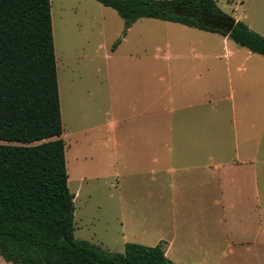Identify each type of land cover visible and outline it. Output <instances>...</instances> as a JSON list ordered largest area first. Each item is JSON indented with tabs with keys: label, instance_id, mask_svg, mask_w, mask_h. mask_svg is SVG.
Here are the masks:
<instances>
[{
	"label": "rangeland",
	"instance_id": "obj_1",
	"mask_svg": "<svg viewBox=\"0 0 264 264\" xmlns=\"http://www.w3.org/2000/svg\"><path fill=\"white\" fill-rule=\"evenodd\" d=\"M215 1L264 36V0ZM50 4L74 236L109 252H123L126 242L163 244L159 238L167 235L180 243L198 239V246L208 235L222 248L226 207L217 186L223 166L233 167L245 147L252 161L242 166L257 170L264 199V56L218 32L156 18L141 17L124 33L116 10L97 0ZM143 135L145 157L138 159ZM202 135L218 143L221 158L181 159L180 144L172 142L174 152L163 149L154 160L156 136ZM201 164L211 171L203 206L154 189L158 183L176 187L187 173L194 180L197 169H183ZM0 264L13 263L0 256Z\"/></svg>",
	"mask_w": 264,
	"mask_h": 264
},
{
	"label": "trees",
	"instance_id": "obj_2",
	"mask_svg": "<svg viewBox=\"0 0 264 264\" xmlns=\"http://www.w3.org/2000/svg\"><path fill=\"white\" fill-rule=\"evenodd\" d=\"M97 1L116 10L124 33L156 18L218 32L264 56V36L215 0ZM62 132L50 0H0V256L13 264H171L163 244L126 242L109 252L74 236Z\"/></svg>",
	"mask_w": 264,
	"mask_h": 264
},
{
	"label": "crops",
	"instance_id": "obj_3",
	"mask_svg": "<svg viewBox=\"0 0 264 264\" xmlns=\"http://www.w3.org/2000/svg\"><path fill=\"white\" fill-rule=\"evenodd\" d=\"M223 37L224 41L229 38L227 36ZM206 70L208 71V69ZM139 87H142L141 94H145L144 81H141V84L139 83ZM138 95L140 94L138 93ZM141 101L142 103L139 106L144 111L146 103L145 95H142ZM187 108L189 107H181L180 110ZM141 117L142 120L139 119L138 128L139 130L141 128L143 131L146 127L145 114L143 113ZM202 124H204V121ZM161 125L162 122L157 121L154 127L159 128ZM173 125L172 123V127ZM172 142L180 144V147L176 150V157L181 159L190 158L211 161L223 156L219 145L217 146L218 143L214 142L213 145L211 139L206 135H202V137L187 136L176 139L173 137L161 138L156 136L154 139V160H161L160 158L163 155L160 152L163 149H167L170 154L173 153L175 149L169 146ZM146 143L147 139L145 135L138 137V159H144ZM250 152L251 149L245 147L243 156L235 159L233 167H228L227 171H225L226 166H223V169H221V179L217 190L220 194L219 199L223 200L226 207L221 235L222 239L226 238V241H228L227 247L225 246L226 241H224L223 247L217 248L214 239L208 235L202 239L199 246L197 245L199 243L198 239H193L192 241L189 239L180 243L177 238H172L168 235L161 236L159 242H163L165 254L168 258L171 256L177 257L182 264H264V199L259 194L257 170L251 164L248 167L242 166L244 163L252 161ZM239 162L241 165L238 167L237 164ZM194 169H197L194 174V180L190 173H187V177L181 178L176 187L171 183H167L168 185L158 183L154 189L161 192L173 190L176 192V199L179 201L193 202L203 206L209 200L211 187L208 176L211 175V171L209 166L206 168L203 164L201 166H191V168L187 167L183 170ZM160 177L162 178L163 176L160 175ZM170 261L172 262L171 259Z\"/></svg>",
	"mask_w": 264,
	"mask_h": 264
},
{
	"label": "water",
	"instance_id": "obj_4",
	"mask_svg": "<svg viewBox=\"0 0 264 264\" xmlns=\"http://www.w3.org/2000/svg\"><path fill=\"white\" fill-rule=\"evenodd\" d=\"M232 26H233L232 24H231V25H229V26H228V29L230 30V29L232 28Z\"/></svg>",
	"mask_w": 264,
	"mask_h": 264
}]
</instances>
